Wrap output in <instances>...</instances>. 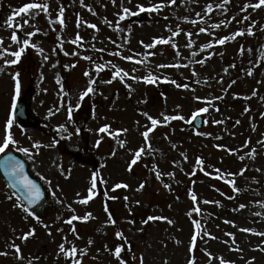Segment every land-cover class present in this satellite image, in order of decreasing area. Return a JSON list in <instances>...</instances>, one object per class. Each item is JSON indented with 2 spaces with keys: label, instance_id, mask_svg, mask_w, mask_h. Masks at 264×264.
<instances>
[{
  "label": "rangeland",
  "instance_id": "374dc122",
  "mask_svg": "<svg viewBox=\"0 0 264 264\" xmlns=\"http://www.w3.org/2000/svg\"><path fill=\"white\" fill-rule=\"evenodd\" d=\"M257 2L0 0V143L10 132L17 142L10 145L55 207L48 219H35L0 176V264H73L61 245L75 247L81 264H264V5L249 6ZM27 3L48 4V11L32 9L15 17L22 28L8 26ZM154 5L158 10H148ZM224 37L230 39L218 43ZM157 39L168 43L146 47ZM21 48L17 60L11 53ZM147 75L158 79L147 83ZM89 86L94 91L81 99ZM29 87L39 120L19 126L12 104ZM205 107V124L194 130L190 121ZM144 113L161 121L147 140L152 124ZM105 125L112 135L98 131ZM94 175L92 199L80 203ZM86 213L88 220L67 223Z\"/></svg>",
  "mask_w": 264,
  "mask_h": 264
},
{
  "label": "snow or ice",
  "instance_id": "6c2138e0",
  "mask_svg": "<svg viewBox=\"0 0 264 264\" xmlns=\"http://www.w3.org/2000/svg\"><path fill=\"white\" fill-rule=\"evenodd\" d=\"M171 2L174 3L175 0H171ZM81 3H83V0H81ZM113 3H115V0H113ZM262 5H264V0H258L257 3H255L254 5H249V6L258 9V8H260ZM48 7H49L48 4H41V3H27V4H24L22 7L16 9V10L14 11V13L12 14V16H10V17L8 18V20H7V24H8V26H10V27L15 26V27H20V28H22L23 25H19V24L14 25V20H15V17H16L17 15L27 14V13H29V11L32 10V9H41L42 11L47 12V11H48ZM140 10H141V11H144L145 9H144L143 6H140ZM148 10H158V8L154 5V6H152V8H150V9H148ZM123 11H124V13H128L130 10L127 9V8H125V9H123ZM208 11H209V12L212 11V6H211V5L208 6ZM198 15H199V14H198ZM123 18H124V17L121 16V19H123ZM233 19H234V18H233ZM50 22H51V21H50ZM58 22H59L61 25H63V24L65 23V21H64V10H63V8H61V9L59 10ZM24 23L27 24L28 21L25 20ZM193 23H195V21H193ZM222 23H224V22H222ZM90 27H92V28L95 29L97 26H96L95 24H92V25H90ZM214 27H220V25L217 24V25H214ZM38 31H40V30H39V29H36V31L31 32V33H28V35H29V36L35 35L36 32H38ZM205 31H208V29H205V28H201V29H200V32H205ZM249 31H250V30H249ZM175 34H178V33H175ZM188 35L190 36L191 34H188ZM236 35H243V32H238ZM234 38H235V37H231V39H234ZM11 39H12L14 42H18V37H17V35L15 34V32L13 33ZM81 39H82V37H80V36L77 34L76 39L73 40V41H71V42L75 44V43H78ZM228 39H230V37H224V38H221V39L218 40V43H220V44H224L225 41L228 40ZM2 43H3V38L0 37V45H2ZM29 43H30V42H29V40H27V39H25V40L23 41V44L26 45V46L29 45ZM162 43H168V41L165 40V39H157V40L154 42V44H148V45H146V47H148V48H152V47L155 46V44H162ZM204 47L209 48V47H211V45H210V44H206V45H204ZM4 51L7 52V49H5ZM22 51H23V48H21L19 51H16V52L11 53V55L15 56V57L17 58V60H18L19 57H20V55H21V52H22ZM41 51H43V50L41 49ZM2 54H3V53H0V55H2ZM45 58L47 59V57H45ZM87 59H91V58H90V57H87ZM125 59H129V60H131V59H133V57L129 56V57H125ZM12 63H16V61H15V60H12V61H5V64H12ZM140 63H143V61H140ZM177 66H178V65H177ZM96 67H97V69H100V68L103 67V65H97ZM159 67H167V66H166V65H160ZM120 71L122 72L123 70H120ZM85 75H88V73H85ZM115 75H116V76H120V72H116ZM125 75H127V73H125ZM18 76H19V73L16 74V77H18ZM132 79H138V78L133 76ZM142 79H143L145 82H147V83H155V82L157 81L158 77H156V76H152V75H147V76H144ZM164 79L167 80V77H165ZM110 82H111V81H109V83H110ZM170 82L173 83V84H176V81H175V80H171ZM91 83H95V81H91L90 84H91ZM177 86H178V87H188L187 85H177ZM20 87H21V85H20V81H19V79L17 78V79H16V85H15V89H16V94H17V96H18L19 93H20ZM93 91H94V89H93L91 86H89V87H88V88L82 93V95H81V99H83V97L87 96L89 93H92ZM197 99H200V97H197ZM207 111H208V109H207L206 107H205V108H201V109L198 110V113H197V114H199V113H203V112H207ZM71 112H72V110H71V107H70V108H69V119H71ZM144 115L148 117V119L151 121V124H152V128H148V129L143 133L145 139L147 140L148 137H149V132L153 131L154 128H155V126L158 125V124H160L161 121H160V120H157V119H155V118H153V117H151L148 113H144ZM173 118H175V117H165V120L173 119ZM179 119H183V117L181 116V117H179ZM13 122H14L13 119H9V120L7 121V127H8L9 129L11 128ZM109 127H110V126L105 125V126L101 127L100 129H98V131L101 132V133H108L109 135H112V133H109V132H108ZM64 128H65V125H59V126H58V129H64ZM79 131H80V130L77 129V134L79 133ZM119 131H127V130H126V129L118 130L117 134L119 133ZM55 142L58 143V141H55ZM15 143H17V142L13 139L11 133L9 132V133L6 135V137H5V139L3 140V142L0 143V153L4 152L6 149H8V147H9L10 144H15ZM98 145H99V141H97V146H98ZM39 146H40L39 144L35 145V147H37V148H38ZM149 147H151L150 144H149ZM19 151L24 152V153L27 154V153L29 152V149H28V148H20ZM229 151H231V150H229ZM143 152H144V148H143V147L140 148L139 150H137V151L135 152V154H134V158H133V160L131 161V165L136 164L137 160L140 159L141 154H142ZM198 163L203 164V161H202L201 159L198 158ZM131 165H130V167H131ZM4 166H5V168L7 169V173H8V175L11 176L13 179H18L19 183H20V184L23 186V188L26 190L24 195H25V199L28 201V203H29V204H34V203H36V201H37V200L40 198V196H41L40 188H39V187H38V186H37V185H36L31 179H29V177H28L27 175L24 174V166H23V164H22L20 161H15L13 158L9 157L8 160L5 161ZM245 170H246V169H245ZM245 170H242L240 174L242 175V174H243V171H245ZM216 171L219 172V169H217ZM232 175H235V174H232ZM228 183H230V184L233 186V189H234L235 191H239V189L236 188V186H235V182H234L233 180H229ZM123 186H124V187H127V185H123ZM95 187H96V180H95V175H94L93 180H92V188L89 190V193H90V194H89V196H88L87 198L80 200V203H85V204H86V203H88V201H89L90 199H92V194H91V193L94 191ZM115 187H116V188H119V187H121V185H120V184H117ZM142 187H143V184H141V188H142ZM192 199H193L194 201L197 199V197H196L195 194L192 195ZM241 207H244V206L241 205ZM196 210L199 211V209H196ZM91 215H92L91 213H86L85 216H83V217L73 216V217H71L70 219H68L67 223L71 224L72 221H73V220H76V219H83V220L86 221V220H88V219L91 217ZM154 219H167V218H163V217H151V216L148 217V220H154ZM111 222H112V223H115L114 220H111ZM145 223H147V221H145ZM196 227H197V228H200L199 223H197ZM73 231H75L74 228H73ZM243 231H253V230H252V229H243ZM33 232H34V230H33ZM31 234H32V232H30V233H26L25 236H24V238L27 239V237H28L29 235H31ZM259 234H260V235H264V233H259ZM116 235H117L118 237H123V233H122V232H117ZM229 235H231V234H229ZM195 239H196V238L193 237V243H195ZM89 243H91V241H89ZM15 247H16V251H17V252H20V248H19V246H15ZM60 250H61V252H64L65 255H66L67 257H69V258L72 259L73 264H81V261H80V260L77 258V256H76L78 250H77L75 247H72V248L66 250V249L64 248V245H61V246H60ZM121 251H122V248H121L120 246H118V247H116V248L114 249V254H115V256H116L117 258L120 257ZM5 254H6V253H5ZM253 259H254V258H253ZM122 264H126V262H122ZM189 264H194V261L190 260V261H189ZM221 264H224L223 260H222Z\"/></svg>",
  "mask_w": 264,
  "mask_h": 264
},
{
  "label": "water",
  "instance_id": "95a60500",
  "mask_svg": "<svg viewBox=\"0 0 264 264\" xmlns=\"http://www.w3.org/2000/svg\"><path fill=\"white\" fill-rule=\"evenodd\" d=\"M32 92H33L32 89L27 91L25 97L21 99L15 105L14 112H15L16 118L19 123H26L29 118L32 119L33 121H36L34 114L30 110V99H31ZM202 123L203 121L199 116H195L192 122L193 126L196 128L201 127ZM8 157L9 156L7 155L0 159V169H1V172L9 188L22 199V201L26 204L29 210L37 218L42 219V218L48 217L52 211V207L47 201V195H46V191L44 190L43 185L35 176H33L29 172L28 164L23 158L19 156H16V159L13 158L15 161H20L23 164L24 174L27 175L29 179H31L40 188V192H41L40 198L36 201V203L29 204L28 201L25 199V195H24L26 190L19 183L18 179H13L7 173V169L5 168L4 164H5V161L8 160ZM10 157H13V156H10Z\"/></svg>",
  "mask_w": 264,
  "mask_h": 264
}]
</instances>
